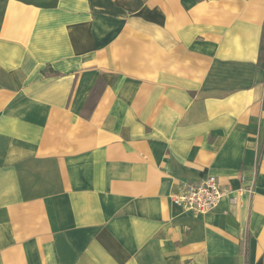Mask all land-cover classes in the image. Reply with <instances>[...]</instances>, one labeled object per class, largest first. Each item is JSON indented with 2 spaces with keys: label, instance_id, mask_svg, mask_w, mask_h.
<instances>
[{
  "label": "crops",
  "instance_id": "obj_1",
  "mask_svg": "<svg viewBox=\"0 0 264 264\" xmlns=\"http://www.w3.org/2000/svg\"><path fill=\"white\" fill-rule=\"evenodd\" d=\"M0 264H264V0H0Z\"/></svg>",
  "mask_w": 264,
  "mask_h": 264
},
{
  "label": "built area",
  "instance_id": "obj_2",
  "mask_svg": "<svg viewBox=\"0 0 264 264\" xmlns=\"http://www.w3.org/2000/svg\"><path fill=\"white\" fill-rule=\"evenodd\" d=\"M252 193V190L250 189ZM225 192L217 177L208 176L199 184H187L172 196V202L183 212L193 216L214 212L222 202Z\"/></svg>",
  "mask_w": 264,
  "mask_h": 264
}]
</instances>
